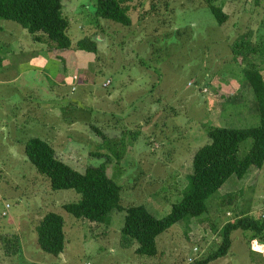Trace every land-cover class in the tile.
<instances>
[{
    "label": "rangeland",
    "instance_id": "rangeland-1",
    "mask_svg": "<svg viewBox=\"0 0 264 264\" xmlns=\"http://www.w3.org/2000/svg\"><path fill=\"white\" fill-rule=\"evenodd\" d=\"M150 1L140 0L130 13L131 26L122 28L94 17L95 0H61L70 49L52 53L61 63L53 62L65 69L68 124L61 126L53 115L51 124L61 132L50 130L44 115L45 129L16 131L31 116L24 119L22 110L2 108L0 264H190L206 258L218 245L222 227L242 212L252 218L264 215L263 166L242 180L230 177L208 203L205 216L160 234L156 257H138L136 246L123 249L119 244L123 212H112L108 226L72 218L61 207L76 203L79 196L52 191L26 159L23 144L36 137L50 143L57 158L77 172L105 164L106 175L121 187V206H143L160 219L189 188L192 158L208 143L209 128L258 125L230 44L248 33L247 41L264 47V0H214L229 16L220 27L206 10L204 19L193 13L192 0H156V11L143 14ZM8 24L19 30L20 41L30 43L26 30L0 21L1 26ZM83 38L97 39L95 53L77 48ZM72 77L78 80L74 89ZM106 81L110 85L104 88ZM251 143L241 144L239 155ZM48 212L64 221L65 244L58 257L41 252L35 242V227ZM251 236L232 232L228 253L208 264H264V235L263 240ZM4 237L17 239L16 255L11 245L3 246Z\"/></svg>",
    "mask_w": 264,
    "mask_h": 264
},
{
    "label": "trees",
    "instance_id": "trees-1",
    "mask_svg": "<svg viewBox=\"0 0 264 264\" xmlns=\"http://www.w3.org/2000/svg\"><path fill=\"white\" fill-rule=\"evenodd\" d=\"M139 1L95 0L94 17L122 28H129L132 24L130 13L137 10ZM149 4V10L143 14L156 11L157 1L151 0ZM196 5L198 10L195 8ZM192 7H194L192 12L203 19L206 17L204 12L206 10L214 18L213 24L218 27L222 26L229 17L223 11L222 3L215 4L214 0H192ZM207 19L203 22L206 28ZM0 21L18 25L26 30L33 43L42 44L46 49H70V40L66 34L69 22L62 15L61 0H0ZM247 35L248 33L239 35L230 44V50L232 62L240 69V76L252 96L258 125L250 128H209L208 143L193 155L191 172L187 176L189 188L180 201L171 206L166 216L157 219L143 206H121V187L106 175L105 164L100 167H87L82 173L77 172L57 158L50 143L31 137L23 144V152L36 173L48 181L52 191L70 190L79 196L76 203L62 205V210L76 220L107 226L108 217L112 212H123L120 246L123 249L136 246L134 249L136 256L153 258L158 255L156 238L160 234L181 221L205 216L208 212V203L230 177L234 176L237 180H242L251 169H262L264 166V68L260 66L264 65V47L258 49L253 46L247 41ZM96 41L83 38L78 41L77 48L95 53ZM109 85L110 82L103 87L107 88ZM71 88L74 89V86ZM94 130L100 134L97 129ZM248 140L252 141L250 148L242 156L239 155L241 144ZM239 215L222 227L216 248L206 258L190 264H208L224 257L230 249V235L234 231L251 232L253 239L263 240L264 215L260 218H252L248 211ZM35 234L36 246L41 252L53 257H58L62 253L65 232L64 221L60 215L52 212L44 214L35 227ZM1 242L6 249L11 245L13 255L18 253L16 238L10 240L4 237Z\"/></svg>",
    "mask_w": 264,
    "mask_h": 264
},
{
    "label": "crops",
    "instance_id": "crops-1",
    "mask_svg": "<svg viewBox=\"0 0 264 264\" xmlns=\"http://www.w3.org/2000/svg\"><path fill=\"white\" fill-rule=\"evenodd\" d=\"M18 31L16 26L0 25V114L2 108L9 107L22 110L20 114L24 119L30 115L29 120H23V126L14 128L23 132L40 126L45 129L44 115H48L45 117L48 120V128L61 132L56 126L54 128L51 120L55 115L56 122L61 126L67 123L66 118L64 119L69 105L68 87L63 81L65 69L53 62V58L58 59L59 56L53 55L52 49H46L44 45L33 43L30 39V43L25 44L19 40ZM38 63L42 67L38 66ZM44 66L52 68V73L47 74ZM76 81L72 80L71 87H75ZM33 117L36 120H33Z\"/></svg>",
    "mask_w": 264,
    "mask_h": 264
},
{
    "label": "built area",
    "instance_id": "built-area-1",
    "mask_svg": "<svg viewBox=\"0 0 264 264\" xmlns=\"http://www.w3.org/2000/svg\"><path fill=\"white\" fill-rule=\"evenodd\" d=\"M72 80L75 81V80H76V77H73ZM108 84H109V82L107 81V82L104 84V86H107ZM8 208H9V207L6 206L5 209L7 210ZM2 216H5V213H4V212L2 213Z\"/></svg>",
    "mask_w": 264,
    "mask_h": 264
}]
</instances>
